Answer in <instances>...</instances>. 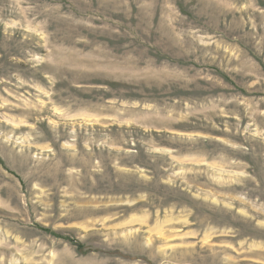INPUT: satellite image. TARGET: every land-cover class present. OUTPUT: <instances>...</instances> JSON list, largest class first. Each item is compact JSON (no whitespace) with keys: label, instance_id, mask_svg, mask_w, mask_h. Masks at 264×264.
Returning a JSON list of instances; mask_svg holds the SVG:
<instances>
[{"label":"rangeland","instance_id":"1","mask_svg":"<svg viewBox=\"0 0 264 264\" xmlns=\"http://www.w3.org/2000/svg\"><path fill=\"white\" fill-rule=\"evenodd\" d=\"M0 264H264V0H0Z\"/></svg>","mask_w":264,"mask_h":264}]
</instances>
